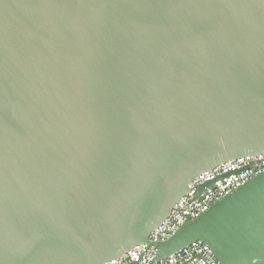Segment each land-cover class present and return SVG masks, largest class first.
I'll return each mask as SVG.
<instances>
[{"label":"water","instance_id":"95a60500","mask_svg":"<svg viewBox=\"0 0 264 264\" xmlns=\"http://www.w3.org/2000/svg\"><path fill=\"white\" fill-rule=\"evenodd\" d=\"M261 154L264 0H0V264L117 259ZM196 240L264 264V172L154 261Z\"/></svg>","mask_w":264,"mask_h":264},{"label":"built area","instance_id":"2783aa9c","mask_svg":"<svg viewBox=\"0 0 264 264\" xmlns=\"http://www.w3.org/2000/svg\"><path fill=\"white\" fill-rule=\"evenodd\" d=\"M264 172V154L221 163L200 173L189 183L188 191L174 204L171 213L148 236V243L137 245L121 257L105 264H221L211 247L196 240L166 258L154 261L158 243L168 240L187 221L195 220L216 202ZM207 185L200 191L199 187Z\"/></svg>","mask_w":264,"mask_h":264}]
</instances>
